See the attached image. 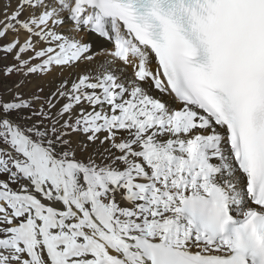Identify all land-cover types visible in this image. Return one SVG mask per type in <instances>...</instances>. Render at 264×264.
Listing matches in <instances>:
<instances>
[{"label": "snow or ice", "instance_id": "1", "mask_svg": "<svg viewBox=\"0 0 264 264\" xmlns=\"http://www.w3.org/2000/svg\"><path fill=\"white\" fill-rule=\"evenodd\" d=\"M0 264H264V0H0Z\"/></svg>", "mask_w": 264, "mask_h": 264}, {"label": "rangeland", "instance_id": "2", "mask_svg": "<svg viewBox=\"0 0 264 264\" xmlns=\"http://www.w3.org/2000/svg\"><path fill=\"white\" fill-rule=\"evenodd\" d=\"M11 79H15V77H12ZM4 82L7 83V82H9V81L6 80V81H4Z\"/></svg>", "mask_w": 264, "mask_h": 264}]
</instances>
